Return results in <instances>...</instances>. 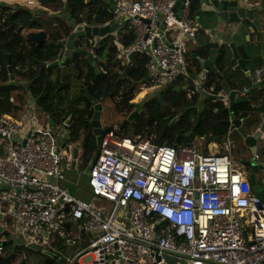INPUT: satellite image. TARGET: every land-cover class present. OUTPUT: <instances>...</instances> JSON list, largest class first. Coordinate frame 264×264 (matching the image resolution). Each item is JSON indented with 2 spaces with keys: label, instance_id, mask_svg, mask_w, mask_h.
<instances>
[{
  "label": "built area",
  "instance_id": "1",
  "mask_svg": "<svg viewBox=\"0 0 264 264\" xmlns=\"http://www.w3.org/2000/svg\"><path fill=\"white\" fill-rule=\"evenodd\" d=\"M177 2L113 0L115 18L132 32L118 40L117 58L131 68L146 53L150 91L190 78L186 41H196L201 24L191 0ZM66 134L38 126L25 131L0 115L2 202L27 243L49 246L70 217L91 240L66 264H77L81 253L93 258L79 264H172L165 255L191 264H264V201L228 154L176 137L162 144L155 134L123 137L110 128L85 160L91 190L110 204L100 206L63 186Z\"/></svg>",
  "mask_w": 264,
  "mask_h": 264
},
{
  "label": "crops",
  "instance_id": "2",
  "mask_svg": "<svg viewBox=\"0 0 264 264\" xmlns=\"http://www.w3.org/2000/svg\"><path fill=\"white\" fill-rule=\"evenodd\" d=\"M191 1H193V0H191ZM202 1L203 0H200V7L202 4L201 3ZM240 1H242V0H240ZM245 1H246L245 3H247L249 6L255 7V9H256L255 16L260 20V23L262 25L263 32H264V0H245ZM108 3L110 4V10L109 11L112 12V14H113L112 18L109 19V21L113 19L116 22H118L119 20L115 18V15L113 13V0H109ZM9 9L11 11L9 19L13 24H16L18 22H21L23 24H28V22H30L34 19H40V20L44 21L46 18H50V17L55 18V17H53L52 14L54 12H58L56 10L49 8V7L44 6L40 0H0V13H4ZM60 11L61 10H59V12ZM194 15L197 18V20H199V22L201 24V30L197 36L196 41H192V40L186 41V44H187L186 45V50H187L186 60L188 63V70L190 72V78L188 80H186L184 78H179L173 82L176 86H184L185 85L187 88L181 89V91H177V90H174L171 88H169V89H171L175 92H178V93H181V92L182 93L187 92V94L190 93L189 98L192 100V103L189 104L190 110H192L193 116H199V113L202 114V112L203 113L205 112L204 110L206 108L208 109V104L221 102L220 99L218 98V96H220L221 94L224 93L225 88L223 87V80L218 78V76L216 75L215 72L208 71L207 75H203L202 66L199 62L200 58L205 59L210 55L209 48L205 45L207 42L206 35H207V32H210L211 25L209 22L212 20L216 21L217 20L216 15L211 14L212 16H209V19L207 20V23H208L207 27L206 26L204 27V25H202L201 17L198 18L197 12ZM95 17H96V15H95ZM109 21H107V22H109ZM54 23L59 24L56 21H54ZM66 23H68V22H66ZM245 23H246L245 29L243 28L242 30L241 29L238 30L237 25L233 26L230 29H227V33L230 36L235 37V39H234L235 47L237 48L239 54H241V55H243L242 49L244 47H247L248 44L254 43V45L259 47V42H260V39H259L260 32H259L257 26L253 25L248 20H246ZM68 24H70V23H68ZM75 27H74V29H75ZM74 29H73V31H74ZM235 29H237V30H235ZM122 30H124V29H122V26H121L120 28H118L117 30L113 31L110 34H107L106 36H100V37H96V38H93V36L89 37L90 43L95 44L93 47L91 46V44H89V42L87 43V46L81 44L80 42H78L80 40V38H76L75 40H76V45H77V51L79 49L84 50L87 52V54L86 53L85 54L84 53L79 54L76 52L75 57H76V60L78 59L77 62L80 63L81 70H79V68L76 67L73 63H70L69 65H72L76 69L75 70L76 74L73 73L72 78L69 79V70H68L67 76L65 79L66 84L63 87H61L62 82H63L62 81L61 67H56L54 69H47V68L42 69L41 68L42 62L50 63V62H54L55 60L58 59V54H59V51L61 49V45L59 43H57L59 45V48H57V54H56L55 60L52 61L50 59H45V60L37 59V61L34 62L33 66L40 73H43V74H44V72L49 73L51 76V78H50L51 81H52V79H54V80L58 79L59 82L61 83L59 89L63 90L64 88H66L68 86V83H74L72 81H74L75 78H76V80L79 81V84L82 82V84L85 85V89L86 88L89 89V87H87L88 81H87V77H86V75L88 73L96 72L97 75H100L103 72H107L106 68L103 66V62H101V60H103L104 57L102 56L103 59L102 58L100 59V55L97 54V51L95 48L98 45H100L104 40H109L108 43H110L112 46L116 47L117 50H119L118 44H117L118 40H120L122 42H126V41H128V38H129L127 35L122 36ZM39 31H45V30L42 28H39V27H31L30 26V27H25L22 30V34L25 36V38L30 43L35 44L37 46H41V45H44L45 43L50 42L48 34H47V38L42 43L35 42L28 37V34L30 32H39ZM131 34H132V32H131ZM70 35L66 38H63V39L69 38ZM246 36H247L248 40L246 39ZM63 39H61V40H63ZM109 50H110V46L106 45V48L103 50V54L106 55V52ZM89 53L93 54L92 55L93 60L89 57V55H88ZM117 53H118V51H117ZM117 53H116V56L114 59V63L116 66L115 68L118 70L119 73H122V74H121V76H120V78L116 84L122 86V85H125L124 82H128V80H130L129 85H127V90L130 89V87H132L133 90H135V87L139 84L140 85L145 84L148 86L149 75L144 80L135 81V80L131 79L129 75H126V70L122 72V69L124 67L125 68H127V67L123 64V62L121 60H119L117 58ZM232 53L233 52H232L231 48H229V54H230L229 58L230 59L234 57ZM8 55H10V57H11V66L13 68V71L10 72L9 62H7L8 63V70H9V76H10L9 77V83H14L17 86V88L12 89L11 93H10L11 109L9 111H4L3 114L11 116L12 118L19 121L22 124L23 129L25 131L31 129L32 127L38 126V127H50L53 130H55V132H59V131H61L62 133L66 132L72 126L71 124L76 123L77 118H80L79 116H74V115H69V114L65 117L63 111L60 110L61 108H65L66 107L65 105L68 104L69 101H65L63 106L59 107L60 109L54 108L52 106V105L55 106V103H56L55 99L53 100L55 102H53L51 104V106L53 108L50 109V105H49V108L42 107L41 101L35 96V94L33 92V89H32L33 80H32V78H30L26 74L22 73V72H25V73L27 72L25 68H21V67L14 68L12 55L11 54H8ZM7 58H8V56H7ZM216 64H217L219 70L225 75L226 80L230 83L231 80L234 78L233 73L235 72V70L233 67H235L237 64H234L235 66L232 67L233 63L231 60L229 62H227V64H222L219 62H216ZM84 67H85V69H84ZM228 68H230V69H228ZM97 69L99 71H97ZM42 70H44V71H42ZM83 73L86 74L85 75L86 78L82 77ZM12 74L14 75L13 78H12ZM147 74H148V71H147ZM236 75L240 78L241 84H242L238 88V94L243 95L245 88H251L255 85V79H256L255 76L250 78V77H248L247 73L243 70H238ZM43 82L49 83L48 81H45V80ZM0 83H1V81H0ZM166 89H167V87L162 88L161 91H158V93L154 94L152 99L158 100L159 94H161V93L164 94ZM110 92H112V91H110ZM110 92L105 93L104 97L107 95H110ZM89 94H90V90H89ZM85 96H86V92H85ZM90 96H92V95L90 94ZM132 99H133V97L124 99V104L120 107V112L122 113L123 116H124L125 112L128 115H131L132 113H134V110H137V106H136V109L133 110V112L130 109L131 108L130 104L132 103L131 102ZM118 100H120V99H118ZM135 104L138 105L136 102H135ZM79 107L82 108L81 105ZM89 107H90L89 110L91 109L90 111H92V112H91V116L85 117L86 120L91 119V117L93 115V109L91 108V105ZM214 110H213L214 112L212 110H208V111L212 112V115H213L211 117L212 122L215 120V117L217 116V109L214 108ZM106 111H104L102 117L107 116ZM138 116H139V114H138ZM228 116H230V114H228ZM239 116H243V114L240 113ZM86 120H85V122H86ZM106 120H108V118ZM102 121H103V118H102ZM103 125L106 126V124H103ZM107 126H110V125L107 124ZM132 127H134V122L129 124V126L124 129V132L127 133L130 129H132ZM114 129H116V128H114ZM227 129H228V132H227L226 136L223 137L224 140L222 143H220V141H218V140L216 141V139L214 140V138L211 140L210 137L211 136L213 137V135H212L213 132H211V131L208 132L206 130L202 131V132H200V131L198 132L196 130L191 135L188 136L187 134H185V136L190 139V141L188 143L196 145L200 150H202L204 152L205 151L210 152V153L221 152V153L228 154L229 156H231L233 158V160L235 162V167L238 168L242 173H244V175L246 177H249L248 171H249V168H251V166L239 158V157H246V156L242 152H240L239 148L234 143L235 140H238L240 138V135H239L238 131L236 130V128L231 129L230 126H228ZM92 130H93L92 125L87 123L86 131L83 130L84 135H86L89 132H92ZM191 136H194V138L191 139ZM175 137L177 138V134L175 136H173V138H175ZM181 138H182V136L179 138V140ZM62 142L65 143L63 146H66V145L70 146V147H66L69 150L68 152L66 151V148H64L65 153L67 154V162L66 163L70 164V166H65V167H67V168L69 167V169L71 168L72 170H77L78 165L81 162L76 163V161H73L75 158H74L72 146L75 143H72V141L69 142L68 140H66V142H64V141H62ZM75 142H77V141H75ZM78 149H79L78 155L79 156L82 155V158H83V152H84L83 146H80ZM254 156L257 158L259 163H264V153L258 152V154L254 155ZM82 163L84 164L83 161H82ZM88 173H89V170H88ZM258 181L261 184V186L264 188V174H260L258 176ZM63 186L65 188H67L69 192H71L67 178L63 182ZM72 194H74V193H72ZM6 209H7V206L2 202V196H1V191H0V243L6 242L7 243L6 250L7 249L9 250V248L11 246H13L12 243L15 242L16 246H14L11 251H12V254H14L16 252L17 262L12 263V264H22V263L23 264H46V262L50 261L51 259H54L53 257H51V255H49L46 252V251H52V250L48 249V247L44 248V247L37 245V244L27 243L25 237L18 231V228L15 227L13 219L8 214H6ZM6 236L8 238H6ZM19 237L23 238L22 241L26 244L25 245L26 248L28 247L27 251H26L25 247H23V249H21V250L17 249V247H19V243H18L19 239H20ZM55 239H56V243L59 244L61 241H64L65 244L68 246H69V242H71L69 247L73 248V252H71L69 254H67L66 252L55 253L54 251H52L55 254L59 255L58 259H54L57 263L66 264V258L77 255V253L79 251L85 249L90 244L91 233H88L86 231L81 230L77 226L76 220L69 217V218H66V220L64 221L62 231L59 234H57ZM73 239L76 240V243H72ZM22 245L20 244V246H22ZM38 248H40V249H38ZM31 250H33V252L35 254L40 253L41 255L46 256L47 258L43 261L41 260V258L35 259L33 257V255H29V252ZM81 254L78 255L79 262L77 264L89 262L93 258V256L91 254H84V255H81ZM5 255H8V251H7V253H4V256ZM89 256H90V259L85 260V258L89 257ZM62 257H65V259L62 260ZM182 260H188V259H182ZM178 262H179V260H177L176 264Z\"/></svg>",
  "mask_w": 264,
  "mask_h": 264
},
{
  "label": "trees",
  "instance_id": "3",
  "mask_svg": "<svg viewBox=\"0 0 264 264\" xmlns=\"http://www.w3.org/2000/svg\"><path fill=\"white\" fill-rule=\"evenodd\" d=\"M42 4L46 7H49L53 10L59 11L63 9H68L70 18L78 25L82 23L87 24H105L109 19L112 18L113 14L110 12V4L108 3L109 0H91L88 2L87 0H40ZM200 7V0H193L192 1V14L194 15ZM10 9L7 10L4 13H0V115L3 114L4 111H9L11 109V102H10V93L11 90L14 88H17V86L14 83H9V70H8V54L12 55L13 58V67H21L26 69V73L22 72L23 74H26L30 78H32V89L35 94V96L41 101L42 107L49 108L50 109L55 107L57 104H59V107L63 106L65 101L68 99L71 100L67 105H65V108H61L60 110L63 111L65 117L69 115L79 116L80 120H86L85 117L91 116V112L89 110V106L91 103L89 102L88 98L85 96V85H79V81L75 80L72 81L74 83H68V86L62 90V93H60V82L58 79L52 81L50 80L51 76L49 73L44 72L40 73L36 68H34L33 64L37 59L45 60H55L56 54H57V48H59V45L57 44L58 41H60L63 38L68 37L71 32L73 31L74 25H70L66 22L60 21L59 24H55V19L50 17L46 18L44 21L40 19H34L28 24H23L21 22H18L16 24H13L10 19ZM96 15V17H95ZM39 27L44 29L48 36L50 42L45 43L44 45L37 46L35 44L30 43L25 36L22 34V30L25 27ZM109 40H104L100 45H98L95 49L97 51V54L100 55V59L102 56L104 57L101 62H103V66L106 68L107 72H103L100 75H97L96 72H91L86 75L88 86L90 90V94L94 97L95 100H99L104 94L109 93L113 96H116L115 98L119 99H127L131 98V95L125 94L127 90V85H129L128 82H124L125 85H118L116 84L121 76L122 73H119L118 70L115 68L114 59L117 53V48L112 46L110 43H108ZM106 45L110 46V50L106 52V55L103 54V50L106 48ZM78 56V55H77ZM78 60V59H77ZM148 60V55L140 54L136 57L135 60V66L131 68H121L122 72L126 70V75H129L131 79L135 81L144 80L148 76L147 69H146V62ZM71 68H74L72 65H69V79L72 78V74L76 70H70ZM76 74V71H75ZM48 81L49 83H44L43 81ZM54 80V81H53ZM77 82V83H76ZM80 86L79 88L76 86ZM120 89H123L124 91H121ZM133 92V88L130 87ZM116 91V94H113V92ZM56 95H55V94ZM61 94V95H60ZM183 93L175 92L169 88H167L164 92V97L167 99L166 102L172 103L173 105H183L181 96ZM60 96V103H55V106L51 104L56 100V97ZM133 96V95H132ZM137 98V97H135ZM67 99V100H66ZM165 104V100H164ZM82 106L79 107V106ZM162 102L158 100H153L151 102V105L146 106L150 109V112L152 110H156L159 112L162 111ZM240 105L239 107H241ZM167 107V104H166ZM223 104L221 102L216 103H210L208 104V109L206 108L204 113L202 112V118L199 123L197 131H208L213 132V137L209 136L210 139L216 141H220V143L223 142V137L226 136L228 129L227 125L222 123L223 119H226L228 116L227 112L223 111ZM214 108L217 109V116L215 117V120L212 122L211 117L212 112L208 110H214ZM215 111V110H214ZM213 111V112H214ZM175 114H171V110L169 112L170 116H175L178 111H175ZM216 112V111H215ZM200 114V113H199ZM139 116H146L144 114H141ZM166 116V115H165ZM198 119V116L192 115V110H189L188 112L184 113V116L181 117L179 121H175L172 128H169V130L166 132L164 136H160L162 125L163 123H157L152 124L148 123L147 119L145 117H142L138 120V123L136 124V133L139 134V136H151L152 134H157L155 141L159 144L162 143H171L173 141V136L177 134V136L182 135V138L177 141L179 144H190L188 143L190 141L189 138L185 136L187 132L193 129V127L196 124V121ZM87 124V122H83ZM161 124V125H159ZM74 131V127H72ZM71 128V129H72ZM79 128V127H78ZM113 129V127H110ZM80 129V128H79ZM117 131V130H116ZM118 132V131H117ZM123 131H120L121 136H128L127 133H121ZM73 139L74 141L81 140L79 137V132L75 131L73 132ZM185 136V137H184ZM194 136H191V139H193ZM83 158H84V164H86L85 160L88 157V154L95 149H98V144L96 141V137L92 134V132L87 133L83 138ZM206 152V151H205ZM208 153V152H207ZM7 243H5V253L8 251V255H3L0 257V264H12L17 262V254L16 252L12 254V251L6 250ZM46 264H59L54 259H51L50 261L46 262Z\"/></svg>",
  "mask_w": 264,
  "mask_h": 264
},
{
  "label": "water",
  "instance_id": "4",
  "mask_svg": "<svg viewBox=\"0 0 264 264\" xmlns=\"http://www.w3.org/2000/svg\"><path fill=\"white\" fill-rule=\"evenodd\" d=\"M90 2L91 0H87ZM184 0H178L177 7ZM243 1V2H242ZM203 0L201 7L198 9V18L207 13L210 16L215 14L217 20L210 21V32L206 35V46L209 48L210 55L207 58H200L199 62L202 66L203 75H207L208 71H213L216 73L218 78L223 80V87L225 88L224 93L218 96L221 103L223 104V111L230 114L226 119L222 120V123L226 124L227 127L230 126L231 129L238 131L240 138L235 140V145L239 148L246 157H239L242 161L248 163L251 168H249V180L253 191L256 195L264 201V188L258 181V176L264 174V163H259L254 155L258 152L264 153V32L260 20L255 16V7L249 6L245 3V0ZM246 20L251 22L253 25L257 26L259 35V47L254 45L252 48L244 47L242 49V54H239L237 48L235 47V37L230 36L227 33V29L240 24V26H246ZM120 24L115 20H110L106 24H78L74 31L71 33L70 37L63 39L58 43L61 45V49L58 54V59L54 62L44 63L42 62V69H54L56 67H61L62 70V86L66 82L67 71L70 63H73L76 67L81 70L80 63L77 62L75 54L76 52L86 53L84 50L77 51L76 38H84L86 36H106L113 31L120 28ZM239 30V29H238ZM28 37L38 43H42L47 38V33L45 31L30 32ZM229 48L232 50L233 58H229ZM93 60L92 53L88 54ZM232 61L233 66L237 64L234 68L233 79L229 83L225 75L219 70L216 62L227 64V62ZM9 69L10 72L13 71L11 66V57L8 55ZM230 69V68H228ZM238 70H243L247 73L248 77L252 78L255 76V85L248 88L243 92V95L238 94V88L241 84L240 78L236 75ZM44 71V70H42ZM97 71H99L97 69ZM14 75L12 74V78ZM167 88H171L177 91L181 89H186L187 87L180 86L177 87L174 83L167 85ZM86 96L88 97L91 108L93 109V115L91 119L86 120L87 123L93 126L92 134L96 137L97 144L100 145L102 141V136L106 130L110 129V126H103L102 115L106 111L104 105V96L99 100H95L93 96H90L89 89H85ZM159 98L163 103L165 98L164 94H159ZM242 105L241 107H239ZM131 107L136 109V104L132 102ZM108 113V111H106ZM242 113L243 116H239ZM140 114V111L134 110V113L128 115L124 113V120L120 125L119 129L124 130L129 126V124L134 122L136 116ZM202 114L200 113L197 122L192 130H190L187 135H191L198 129L199 123L201 121ZM170 123L167 122L165 128L162 130V136L166 134L167 128H169ZM182 135L177 136V140ZM83 140H78L73 146L74 158L77 157L79 153V147L82 146ZM36 248V247H35ZM40 249V248H38ZM45 252V251H44ZM54 259H58L59 255L52 251H46ZM165 258L172 264H176L177 258L165 255ZM65 257H62L64 260ZM23 264V263H22Z\"/></svg>",
  "mask_w": 264,
  "mask_h": 264
},
{
  "label": "rangeland",
  "instance_id": "5",
  "mask_svg": "<svg viewBox=\"0 0 264 264\" xmlns=\"http://www.w3.org/2000/svg\"><path fill=\"white\" fill-rule=\"evenodd\" d=\"M52 15H53V17H55L54 19L57 23H60L59 21L62 20L63 22H68L71 25H74V27L77 25L73 20H71L68 9H63L60 12L59 11L54 12ZM209 16L210 15H208L207 13H203V15H201V23H202V25H204V27L208 26L207 20L209 19ZM74 27H73V29H74ZM237 27L239 30L240 29L242 30L243 28L245 29V27L240 26V24H237ZM235 30H237V29H235ZM87 38H88L87 36L84 38H80L79 42L84 45V43L87 41V43L89 42V44H91V46L93 47L95 44L90 43V41L87 40ZM246 39L248 40L247 36H246ZM248 46L250 48H252L254 46V43L248 44ZM84 69H85V67H84ZM71 70H75V68H71ZM74 73H75V71H74ZM85 75L86 74L83 73L82 77L86 78ZM79 85H83L82 82ZM76 86L78 88L80 87L78 85H76ZM120 90L124 91L123 89H120ZM115 92L116 91H114L113 94H116ZM60 93H62V89L60 90ZM156 93H158V92L157 91H150L149 87L145 84L137 85L135 87V90H133V92H132V89L126 90L125 94L131 95V97H133L132 100H134V98L137 97L136 103L138 104L137 110L140 111L139 115H141V114L146 115V116H136L135 117L134 127H132V129H130L127 132L128 136L136 137L139 135L136 133V124L138 123V120L141 119L142 117H145L147 119V122L152 123V124L163 123V121L165 120L164 124L162 125L163 126L162 130H163V128H165L167 122L170 123L169 128H172L174 125L173 123L175 121H179L181 119V117L184 116V113H186L190 110L189 104L192 103V100L189 98L190 93L187 94V92H184L181 96H179V97H181L183 105L180 104V105L175 106L172 103L166 102L167 99L165 98V104L163 102L161 105L162 106L161 112H160V107H159V112L156 110H152V112H150V109L146 106V104H148L149 106L151 105L152 98H153L154 94H156ZM115 97L116 96H113L112 94L104 97V100H105L104 105H105V108L108 111V113H107V116L102 117L103 118L102 123L106 124V125L108 124V125H110V127L116 128L119 133H120V131H123L121 133H126V132H124V130L119 129L120 125L122 124V121L125 119L123 117L122 113L120 112V107L124 104V99L118 100L119 98H115ZM159 100L161 101L160 98H159ZM67 101L71 102V100H69V99ZM56 103H60V96L56 97ZM166 104H167V107H166ZM54 108L60 109L59 104L56 105ZM130 109L133 112L134 108L131 107ZM170 110L172 112L171 114H175L176 113L175 111H178V112L175 116H170L169 115ZM107 118H108V120H106ZM84 121L85 120L81 121L80 118H77V122L73 124V125H75L74 131H72L73 128L70 129V132H68L65 135V138L62 139V141L66 142V140H68L69 142L72 141V143H76L74 141L73 135H72L73 132H75V131L79 132V137H80V139H82L85 136L83 130L86 131V128H87V124L83 123ZM159 125H161V124H159ZM169 128H167V131L169 130ZM162 130H161L160 136H162ZM156 136H157V134H156ZM62 141H60V144L64 145V144H62ZM66 151L67 152L69 151L68 148H66ZM89 167H90V165H85L82 162L79 163L77 170H72L71 168L69 169V167L68 168L65 167L66 178H67V181L69 184L70 191L72 193H74L76 196H78L79 198L86 200L88 202H91L94 205L109 206L110 204L105 202L106 200L104 198L95 197L93 191L91 190L90 185L88 183L89 178H90L89 177L90 175L88 173ZM6 238H8V237L6 236ZM22 240H23V238H20L19 242H18L19 247H17V249H19V250L23 249V247L26 248V246H25L26 244ZM12 244H13V246H11L9 248V251H11L14 246H16L15 242ZM20 244L21 245L23 244V245L20 246ZM70 244H71V242H69V246H70ZM40 246H42L44 248L48 247V249L54 251L55 253L66 252L67 254H69V253L73 252L72 247H69L68 245H66L64 241H61L58 244V243H56V239H55V241H52L49 246L44 245V244H41ZM27 250H28V247L26 248V251ZM39 254L40 253L35 254L33 252V250H31L29 252V255H33V257L35 259L41 258V260L43 261L47 258L46 256H43L41 254L39 255ZM88 259H90V256L85 258V260H88ZM177 264H191V262L188 260H182L181 259V260H179V262Z\"/></svg>",
  "mask_w": 264,
  "mask_h": 264
},
{
  "label": "bare ground",
  "instance_id": "6",
  "mask_svg": "<svg viewBox=\"0 0 264 264\" xmlns=\"http://www.w3.org/2000/svg\"><path fill=\"white\" fill-rule=\"evenodd\" d=\"M131 29H124L122 30V36H128L129 38H132Z\"/></svg>",
  "mask_w": 264,
  "mask_h": 264
},
{
  "label": "flooded vegetation",
  "instance_id": "7",
  "mask_svg": "<svg viewBox=\"0 0 264 264\" xmlns=\"http://www.w3.org/2000/svg\"><path fill=\"white\" fill-rule=\"evenodd\" d=\"M87 40H89V37L87 38ZM79 42V41H78ZM80 45V44H79ZM84 45H86L87 46V41L84 43ZM177 87H180V86H177ZM131 102H137V99L136 98H134V100H132ZM130 102V103H131ZM72 126L66 131L67 133L68 132H70V129L72 128V127H74V125L73 124H71ZM104 126V125H103ZM93 127V126H92ZM94 129V128H93ZM82 140V139H81ZM248 175H249V173H248ZM249 178V177H248Z\"/></svg>",
  "mask_w": 264,
  "mask_h": 264
},
{
  "label": "clouds",
  "instance_id": "8",
  "mask_svg": "<svg viewBox=\"0 0 264 264\" xmlns=\"http://www.w3.org/2000/svg\"><path fill=\"white\" fill-rule=\"evenodd\" d=\"M117 23H118V22H117ZM82 24H84V23H82ZM105 24H106V23H105ZM99 25H100V24H99ZM120 26H121V25H120ZM87 37H89V36H87ZM90 37H91V36H90ZM93 38H96V37L93 36ZM172 83H173V82H172ZM165 87H167V86H165ZM158 98H159V96H158ZM248 179H249V178H248Z\"/></svg>",
  "mask_w": 264,
  "mask_h": 264
}]
</instances>
